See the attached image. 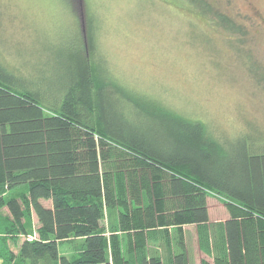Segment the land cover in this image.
<instances>
[{"label":"trees","instance_id":"1","mask_svg":"<svg viewBox=\"0 0 264 264\" xmlns=\"http://www.w3.org/2000/svg\"><path fill=\"white\" fill-rule=\"evenodd\" d=\"M89 27L82 57L50 85L0 62L1 264H195L190 226L201 264H264V138L229 156L203 124L115 79ZM210 197L228 218L210 220Z\"/></svg>","mask_w":264,"mask_h":264},{"label":"rangeland","instance_id":"2","mask_svg":"<svg viewBox=\"0 0 264 264\" xmlns=\"http://www.w3.org/2000/svg\"><path fill=\"white\" fill-rule=\"evenodd\" d=\"M207 1L241 31L188 0H0V62L50 85L70 57L84 54L91 20L99 58L115 79L144 102L203 124L233 156L243 138H264V0ZM208 205L211 221L228 218L219 198ZM184 233L197 253L193 226ZM8 247L16 254L19 242Z\"/></svg>","mask_w":264,"mask_h":264},{"label":"crops","instance_id":"3","mask_svg":"<svg viewBox=\"0 0 264 264\" xmlns=\"http://www.w3.org/2000/svg\"><path fill=\"white\" fill-rule=\"evenodd\" d=\"M196 234H194V236H195ZM195 238H196V236H195ZM190 251H191V253H192V255H193V259H194V261H195V264H197V259H196V256H197V254L200 256V263L199 264H201V260L202 259H204V258H206V259H208L202 252H200V250L197 248V253H194V252H192V250L190 249ZM208 260H210V259H208Z\"/></svg>","mask_w":264,"mask_h":264}]
</instances>
